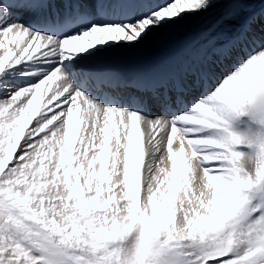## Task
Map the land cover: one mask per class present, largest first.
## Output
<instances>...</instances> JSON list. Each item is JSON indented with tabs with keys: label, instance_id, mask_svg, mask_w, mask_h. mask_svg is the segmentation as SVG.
Instances as JSON below:
<instances>
[{
	"label": "snow or ice",
	"instance_id": "snow-or-ice-1",
	"mask_svg": "<svg viewBox=\"0 0 264 264\" xmlns=\"http://www.w3.org/2000/svg\"><path fill=\"white\" fill-rule=\"evenodd\" d=\"M0 264H264V0H0Z\"/></svg>",
	"mask_w": 264,
	"mask_h": 264
},
{
	"label": "bare ground",
	"instance_id": "bare-ground-1",
	"mask_svg": "<svg viewBox=\"0 0 264 264\" xmlns=\"http://www.w3.org/2000/svg\"><path fill=\"white\" fill-rule=\"evenodd\" d=\"M219 14L220 10H214L213 13L206 18L190 19L186 21L179 29L160 30L150 38L141 49L134 51L115 49L106 53L105 57L114 59L117 68L123 70L129 77L141 63L155 56L158 51H161L163 55L160 57V60L155 61V63L168 57L174 46L184 41L181 37L182 33L188 32L190 36L195 33L206 31L216 22ZM231 23L239 24L240 21H232ZM146 66L150 65L147 64ZM142 69L143 71L148 70L147 67H143Z\"/></svg>",
	"mask_w": 264,
	"mask_h": 264
}]
</instances>
